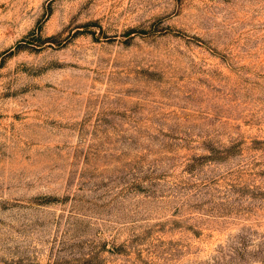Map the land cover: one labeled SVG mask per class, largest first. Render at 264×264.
Returning <instances> with one entry per match:
<instances>
[{"label":"rangeland","instance_id":"obj_1","mask_svg":"<svg viewBox=\"0 0 264 264\" xmlns=\"http://www.w3.org/2000/svg\"><path fill=\"white\" fill-rule=\"evenodd\" d=\"M0 264H264V0H0Z\"/></svg>","mask_w":264,"mask_h":264}]
</instances>
